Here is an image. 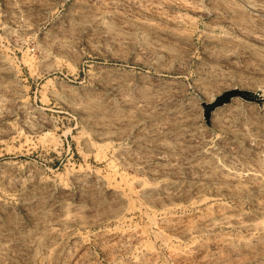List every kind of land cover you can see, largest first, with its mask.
I'll return each mask as SVG.
<instances>
[{
    "label": "rangeland",
    "instance_id": "1",
    "mask_svg": "<svg viewBox=\"0 0 264 264\" xmlns=\"http://www.w3.org/2000/svg\"><path fill=\"white\" fill-rule=\"evenodd\" d=\"M0 264H264V0H0Z\"/></svg>",
    "mask_w": 264,
    "mask_h": 264
},
{
    "label": "bare ground",
    "instance_id": "2",
    "mask_svg": "<svg viewBox=\"0 0 264 264\" xmlns=\"http://www.w3.org/2000/svg\"><path fill=\"white\" fill-rule=\"evenodd\" d=\"M90 58L89 79L99 88H123L133 94L151 97L176 85L179 79L177 76H172L173 69L167 65L163 57L155 55L152 49H144L131 55H105Z\"/></svg>",
    "mask_w": 264,
    "mask_h": 264
}]
</instances>
